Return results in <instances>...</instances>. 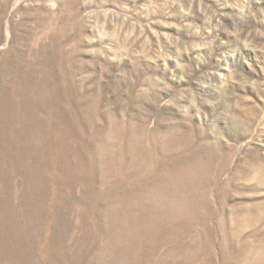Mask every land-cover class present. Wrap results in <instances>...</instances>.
<instances>
[{
	"label": "rangeland",
	"instance_id": "1",
	"mask_svg": "<svg viewBox=\"0 0 264 264\" xmlns=\"http://www.w3.org/2000/svg\"><path fill=\"white\" fill-rule=\"evenodd\" d=\"M0 264H264V0H0Z\"/></svg>",
	"mask_w": 264,
	"mask_h": 264
}]
</instances>
